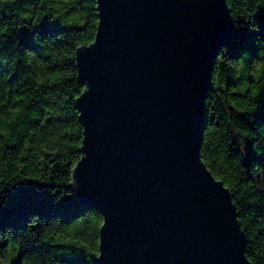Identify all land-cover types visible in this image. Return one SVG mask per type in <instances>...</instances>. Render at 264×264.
Masks as SVG:
<instances>
[{"label": "water", "instance_id": "95a60500", "mask_svg": "<svg viewBox=\"0 0 264 264\" xmlns=\"http://www.w3.org/2000/svg\"><path fill=\"white\" fill-rule=\"evenodd\" d=\"M95 1V40L76 50L71 188L103 217L97 264H253L200 148L213 65L236 34L227 0Z\"/></svg>", "mask_w": 264, "mask_h": 264}, {"label": "trees", "instance_id": "16d2710c", "mask_svg": "<svg viewBox=\"0 0 264 264\" xmlns=\"http://www.w3.org/2000/svg\"><path fill=\"white\" fill-rule=\"evenodd\" d=\"M236 34L205 95L201 157L230 189L245 254L264 264V0H227ZM95 0H0V264H97L103 217L81 206L76 50Z\"/></svg>", "mask_w": 264, "mask_h": 264}]
</instances>
